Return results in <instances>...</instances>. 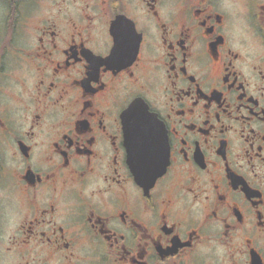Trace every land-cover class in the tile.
Wrapping results in <instances>:
<instances>
[{"label": "flooded vegetation", "instance_id": "1", "mask_svg": "<svg viewBox=\"0 0 264 264\" xmlns=\"http://www.w3.org/2000/svg\"><path fill=\"white\" fill-rule=\"evenodd\" d=\"M0 264H264V0H0Z\"/></svg>", "mask_w": 264, "mask_h": 264}, {"label": "water", "instance_id": "2", "mask_svg": "<svg viewBox=\"0 0 264 264\" xmlns=\"http://www.w3.org/2000/svg\"><path fill=\"white\" fill-rule=\"evenodd\" d=\"M121 119L127 161L134 180L139 185H151L167 164V146L161 142L155 115L137 99L122 112Z\"/></svg>", "mask_w": 264, "mask_h": 264}]
</instances>
